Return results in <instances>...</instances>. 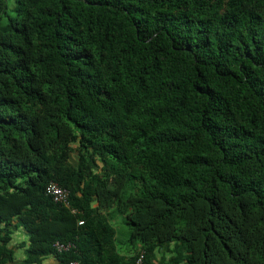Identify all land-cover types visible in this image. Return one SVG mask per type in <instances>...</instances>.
I'll return each instance as SVG.
<instances>
[{"label":"trees","instance_id":"trees-1","mask_svg":"<svg viewBox=\"0 0 264 264\" xmlns=\"http://www.w3.org/2000/svg\"><path fill=\"white\" fill-rule=\"evenodd\" d=\"M140 251L264 264V0H0V264Z\"/></svg>","mask_w":264,"mask_h":264},{"label":"built area","instance_id":"built-area-1","mask_svg":"<svg viewBox=\"0 0 264 264\" xmlns=\"http://www.w3.org/2000/svg\"><path fill=\"white\" fill-rule=\"evenodd\" d=\"M45 193L54 202L62 203L65 206H69V192H68V190L63 188V187H61L56 182L51 181L47 185V187L45 189ZM79 223H82V221H80ZM55 246H56L57 250L62 251V250H68L72 246V244L56 242ZM144 254H145L144 251H140L138 253V256L135 259V264H145ZM59 264H79V262L76 261V260H72V261H69V262H66V263H59Z\"/></svg>","mask_w":264,"mask_h":264},{"label":"rangeland","instance_id":"rangeland-1","mask_svg":"<svg viewBox=\"0 0 264 264\" xmlns=\"http://www.w3.org/2000/svg\"><path fill=\"white\" fill-rule=\"evenodd\" d=\"M14 0H7L8 7H10L13 4ZM111 222L113 223L114 227L116 228V248L120 252H125L127 251L128 247V238L130 236L129 232L127 231V227L122 223L121 217L115 216V218ZM16 235L15 239L20 240L24 242V244H28V231L24 224L22 222H19L18 229L16 230ZM18 255V254H16Z\"/></svg>","mask_w":264,"mask_h":264},{"label":"crops","instance_id":"crops-1","mask_svg":"<svg viewBox=\"0 0 264 264\" xmlns=\"http://www.w3.org/2000/svg\"><path fill=\"white\" fill-rule=\"evenodd\" d=\"M16 230L12 234V240L10 242L11 246L15 247V257L16 258H15L14 262L21 260V258L23 257V250L28 246V244L26 245V244H24V242L15 239V236L18 235V234H16V232H17ZM21 244H22V246H21ZM16 254H18V255H16ZM41 264H59V263L56 260L55 256L49 255V256L45 257L44 259H42Z\"/></svg>","mask_w":264,"mask_h":264}]
</instances>
